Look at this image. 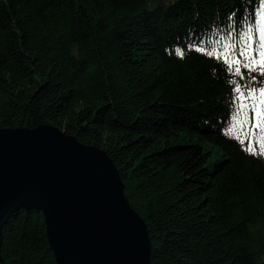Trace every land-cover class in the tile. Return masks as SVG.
I'll use <instances>...</instances> for the list:
<instances>
[{
	"label": "trees",
	"instance_id": "obj_1",
	"mask_svg": "<svg viewBox=\"0 0 264 264\" xmlns=\"http://www.w3.org/2000/svg\"><path fill=\"white\" fill-rule=\"evenodd\" d=\"M262 16L264 0H0V128L103 149L152 264H264V130L240 109L264 87L244 67L261 60ZM2 257L56 264L42 213L11 216Z\"/></svg>",
	"mask_w": 264,
	"mask_h": 264
},
{
	"label": "water",
	"instance_id": "obj_2",
	"mask_svg": "<svg viewBox=\"0 0 264 264\" xmlns=\"http://www.w3.org/2000/svg\"><path fill=\"white\" fill-rule=\"evenodd\" d=\"M21 210L44 216L56 264H152L113 160L58 127L0 128V264L3 228Z\"/></svg>",
	"mask_w": 264,
	"mask_h": 264
},
{
	"label": "snow or ice",
	"instance_id": "obj_3",
	"mask_svg": "<svg viewBox=\"0 0 264 264\" xmlns=\"http://www.w3.org/2000/svg\"><path fill=\"white\" fill-rule=\"evenodd\" d=\"M262 19H264V16H262ZM249 31H251V30H249ZM260 47L262 49L260 52L261 60L259 62H257L255 59L249 57L248 58L249 62L245 63L244 67L248 68L249 72L256 71L257 69L253 65H255L256 63H259L261 75H264V45H261ZM177 51H178L179 55H181V56L183 55V53L180 50H177ZM207 54L213 55L212 52H208ZM240 55L241 56L245 55L243 50H241ZM236 63L239 64V61H236ZM235 74L241 75L239 67H237L235 69ZM253 79H255V78L253 77ZM233 83H235V82H233ZM245 87H247V86H245ZM235 91L240 94L238 99L243 101L245 99V97H244V93L242 92L239 84H237ZM257 91L259 93L258 97H257ZM248 97L253 99V103L250 105H247V104H244L243 102H241L240 109L241 110L250 109L251 111H253L255 113V116H256L257 126L260 127L262 130H264V87H261L259 90L250 89L248 91ZM238 114H239V112L237 113V115ZM246 122H247V117L245 118V123ZM241 143H243V141H241ZM261 143L264 144V138H262ZM246 150L251 155L257 154L256 150L252 147H249ZM259 154L264 155V150L260 151Z\"/></svg>",
	"mask_w": 264,
	"mask_h": 264
},
{
	"label": "rangeland",
	"instance_id": "obj_4",
	"mask_svg": "<svg viewBox=\"0 0 264 264\" xmlns=\"http://www.w3.org/2000/svg\"><path fill=\"white\" fill-rule=\"evenodd\" d=\"M263 40H264V34H263ZM206 148H207V146H206ZM221 159H222V156H221V154L219 152V149H215V153H214V155L212 157L211 163H215V162H217V161H219Z\"/></svg>",
	"mask_w": 264,
	"mask_h": 264
}]
</instances>
